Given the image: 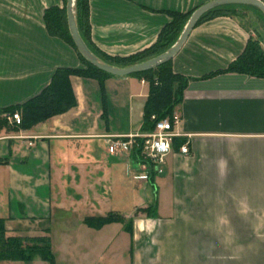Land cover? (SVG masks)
<instances>
[{
	"label": "crops",
	"instance_id": "obj_1",
	"mask_svg": "<svg viewBox=\"0 0 264 264\" xmlns=\"http://www.w3.org/2000/svg\"><path fill=\"white\" fill-rule=\"evenodd\" d=\"M211 1L86 0L89 40L109 58H129L156 44L171 14ZM65 6L0 0L5 237L47 238L53 264H116L121 254L123 264H264V78L227 71L245 51L248 30L234 17L214 15L170 61L172 74L186 81L173 131L189 152L172 142L155 173L132 154H108L105 142L146 128L144 79L71 76L75 105L28 128L1 113L37 97L57 70L85 69L44 22L47 10ZM109 216L119 222L95 225Z\"/></svg>",
	"mask_w": 264,
	"mask_h": 264
},
{
	"label": "trees",
	"instance_id": "obj_2",
	"mask_svg": "<svg viewBox=\"0 0 264 264\" xmlns=\"http://www.w3.org/2000/svg\"><path fill=\"white\" fill-rule=\"evenodd\" d=\"M248 9L261 14L257 9L249 6H225L205 14L198 24L214 15L223 14L234 17L240 11ZM75 14L78 32L92 53L105 63L122 68L144 62L165 52L176 41L191 13L185 15L171 14V21L161 31L156 44L150 50L129 58H109L93 48L89 40L86 0H75ZM44 22L50 35L62 39L76 51L68 33L64 8L47 10L44 14ZM78 57L84 64L85 69L57 70L50 84L37 97L22 106L8 108L1 111V113L10 115L20 110L22 112V119L21 123L16 125V127L28 128L71 109L75 105V98L69 81L71 76H110L89 65L79 54ZM227 71L264 78V53L260 51L257 43L250 39L243 54ZM132 76L144 79L149 84V96L144 108V123L146 128L143 132H151L156 121L171 117L174 108L179 103L180 94L184 89L186 81L172 74L170 61L152 71ZM174 83L178 84L176 91H173ZM184 143L185 140H181L180 138L173 139V145L177 146L178 150ZM134 157L138 160L137 153ZM3 162L0 161V164ZM93 221L87 220L86 222L93 223ZM114 221L119 222V219L109 216L107 218H97L94 223L97 226H101ZM34 256H38L49 264H53V256L47 238H6L3 222L0 221V260H30Z\"/></svg>",
	"mask_w": 264,
	"mask_h": 264
},
{
	"label": "water",
	"instance_id": "obj_3",
	"mask_svg": "<svg viewBox=\"0 0 264 264\" xmlns=\"http://www.w3.org/2000/svg\"><path fill=\"white\" fill-rule=\"evenodd\" d=\"M225 6L253 7L264 16V3L259 0H213L199 7L190 14L176 41L165 52L144 62L122 68L105 63L94 55L87 47L78 32L75 14V0H66L65 14L69 36L76 51L83 60L99 71L112 77H128L134 74L152 71L171 61L184 44L190 32L198 24L199 20L208 12Z\"/></svg>",
	"mask_w": 264,
	"mask_h": 264
},
{
	"label": "built area",
	"instance_id": "obj_4",
	"mask_svg": "<svg viewBox=\"0 0 264 264\" xmlns=\"http://www.w3.org/2000/svg\"><path fill=\"white\" fill-rule=\"evenodd\" d=\"M6 119L14 125L21 123L20 114L15 112L6 115ZM152 119H154L152 117ZM180 121V116L173 113L171 117H166L154 123L151 132H142L126 136H107L105 138L107 152L110 155L117 153L138 154V163L142 169L149 172L161 173L165 158L171 152L173 139L181 137L173 131ZM179 152L187 155L188 143L180 146ZM148 176L145 172L144 179Z\"/></svg>",
	"mask_w": 264,
	"mask_h": 264
},
{
	"label": "rangeland",
	"instance_id": "obj_5",
	"mask_svg": "<svg viewBox=\"0 0 264 264\" xmlns=\"http://www.w3.org/2000/svg\"><path fill=\"white\" fill-rule=\"evenodd\" d=\"M234 18L238 20L239 23H241L248 30L250 39L252 41H255L260 51L264 53V16L257 13L256 11L248 9V10L240 11L239 14H235ZM145 197H146L145 202L147 201L149 204H151L154 201V196L151 194L150 191L146 192ZM124 261H126V254H121V256L117 258L116 264H123ZM0 264H49V263L42 260L38 256H34L30 260H0Z\"/></svg>",
	"mask_w": 264,
	"mask_h": 264
}]
</instances>
